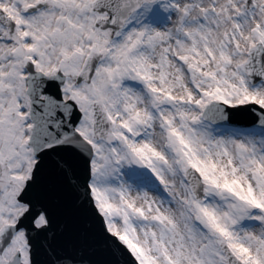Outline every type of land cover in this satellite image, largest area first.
I'll use <instances>...</instances> for the list:
<instances>
[{"label":"snow or ice","instance_id":"snow-or-ice-1","mask_svg":"<svg viewBox=\"0 0 264 264\" xmlns=\"http://www.w3.org/2000/svg\"><path fill=\"white\" fill-rule=\"evenodd\" d=\"M0 264H264V0H0Z\"/></svg>","mask_w":264,"mask_h":264}]
</instances>
